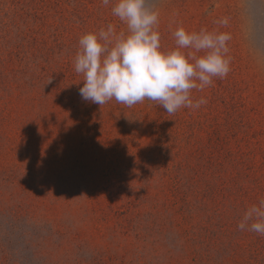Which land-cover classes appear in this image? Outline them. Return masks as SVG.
I'll return each mask as SVG.
<instances>
[{
    "label": "rangeland",
    "instance_id": "374dc122",
    "mask_svg": "<svg viewBox=\"0 0 264 264\" xmlns=\"http://www.w3.org/2000/svg\"><path fill=\"white\" fill-rule=\"evenodd\" d=\"M48 1L60 5L57 14H49L46 31L47 50L53 56L60 43L61 46L69 45L72 38L79 43L84 34L98 32L108 24H113L117 32L127 31L126 25L112 15V4L104 6L101 0H78L79 9L74 15V0ZM146 6L159 11V32L164 51L175 47L171 33L179 26L188 31L198 32L206 28L231 34L228 41L231 71L223 79L214 78L213 85L202 92L193 90V97H204L207 104L196 110L181 108L174 114V121L183 130L191 118L195 133L201 127L213 131L216 124L226 128L227 114L235 105L236 111L242 115V126L247 124L244 131L249 134L244 139L246 141L241 142L243 137L240 142L231 141L230 148L238 145L245 166L253 162L259 168L264 164V0H147ZM223 18L228 19L226 26L217 23ZM61 53L64 54L59 52V56ZM57 66L51 65L50 69ZM81 78L83 82L82 74ZM84 101L79 100L75 109L80 113L79 122L86 123V112L95 108L101 116L94 117V122L106 121L108 125L104 127L107 130L98 123V131L89 133V136H84L77 128L56 135V131L48 126L37 125L38 110L21 112V106L6 109L0 105V119L1 115L7 117V122L0 124V264H76L79 259L89 264L96 263L95 260L107 262L115 258L113 256L123 258L128 264L132 261L133 264H148L154 257L160 258L155 263L168 262V247L161 245L160 241L156 250L148 248L152 246L149 243L161 238L148 240V251H143L147 255L138 261L133 256L122 255L128 252L130 243L137 240L115 232L124 226L117 212L134 206L137 198L142 196V175L133 170L128 172V169L135 164L145 165L144 161L125 151L128 138L135 134L133 129H127L122 120H115L132 111L157 112L159 105L146 99L125 111L126 106L114 99L102 108L92 102L93 107H85ZM106 113H111L112 119L105 120ZM163 113L168 114L164 109ZM47 115L51 118V112ZM40 129L42 131L36 132L40 133L38 138L35 130ZM144 131L145 126L138 125L137 137ZM140 151L147 152L145 143ZM192 151L197 157H210V151L201 153L196 146ZM213 157L216 159L218 155ZM121 174L124 176L120 177ZM246 175L258 180V184H242V190L254 200L245 203L240 216L248 207L264 199V168L260 167L257 174L252 171ZM119 186L129 188V193H112ZM147 194L155 195V191L150 189ZM231 200L228 199L227 205H231ZM153 209L139 204L135 209L131 208L133 214L142 216L140 219L149 213H156L159 217L160 212L165 213L158 207ZM180 209L178 204L171 209L174 214L166 212L164 216H178L175 214ZM150 223L160 225V220H151ZM55 230L76 231L82 235L79 243L90 242L92 250L85 247L78 252L71 239L75 233H71L70 242H66ZM244 240L245 237L241 240L242 245H246ZM144 245L140 244L141 247ZM262 246L254 248L253 264H264ZM95 248L96 252L93 251ZM244 257H248V253Z\"/></svg>",
    "mask_w": 264,
    "mask_h": 264
},
{
    "label": "trees",
    "instance_id": "16d2710c",
    "mask_svg": "<svg viewBox=\"0 0 264 264\" xmlns=\"http://www.w3.org/2000/svg\"><path fill=\"white\" fill-rule=\"evenodd\" d=\"M73 4L74 15H77L80 3L74 0ZM59 7L58 2L51 4L48 0H0V105L6 109L14 105L21 106V112L38 110L37 125L48 126L56 131V135L57 132L77 128L81 134L89 136V133L98 131V123L102 127L108 123L102 119L94 122V117L101 116L95 108L86 112L88 120L82 124L78 119L80 113L75 112L78 101L82 99L79 89L83 87L81 74L74 70L79 43L72 38L69 45L59 44L57 56L48 53V18L51 12L57 14ZM65 24L68 27L69 24ZM62 51L64 54L59 56ZM54 64L59 66L50 69ZM83 104L85 107H93L91 101H84ZM98 106L102 108L105 104ZM49 112L51 118H48ZM227 116L226 128L223 125L221 130L216 124L213 131L201 127L198 133L194 131L191 118L185 128L180 130L174 121L175 115L163 113L161 106L157 112L132 111L116 118V122L122 120V124L135 133L128 138L125 151L145 162V165L135 164L128 169V172L133 170L142 175L141 198H137L134 206L117 212L124 226L121 225V231L115 232L137 240L130 243L128 252L122 254L124 257L130 255L138 261L144 258L147 252L143 251H148V240L154 237L161 239L149 243L153 246L148 247L152 248L150 251L156 250L159 241L168 247L170 257L168 262L162 264H253L254 248L263 244L264 252V235L257 237V233L241 231L237 227L242 218L239 212L245 209L246 202L254 200L248 197L241 186L245 183L251 186L258 184V180L246 174L252 171L257 174V170L264 168V164L259 168L253 162L245 166L239 156L243 155L239 146L230 148L231 141L240 142L241 137V142L246 141L244 139L249 132L244 131L247 124L242 126V115L236 111L235 105H232ZM6 118L1 115V125L7 122ZM110 119L111 113H106L105 120ZM138 125H144L146 129L139 138L136 135ZM40 131L42 129L35 130V133ZM36 135L40 138V133ZM143 143L147 146L145 153L140 151ZM194 146L201 153L208 154L210 151V157L195 156L192 151ZM214 154L218 158L214 159ZM150 189L155 191V195L147 194ZM115 190L112 193L127 194L130 189L119 186ZM228 199H232L231 205H227ZM137 204L140 207L146 205L150 209L158 207L160 211H165L164 214H174L171 209L178 204L181 209L175 214L178 216L166 217L160 212V217L156 213H149L140 219L142 216L133 214L131 210ZM151 220H160V225L150 223ZM53 228L51 231L54 232ZM55 232L66 242H70L69 235L75 233L71 239L78 252L85 247L92 250L90 242L79 243L82 235L76 231ZM244 237L246 245L241 244ZM93 251L96 252L97 248ZM246 253L248 257H244ZM113 257L107 262L95 260L96 263L89 264H128L123 258ZM151 259L148 264H158L155 261L160 260L158 257ZM76 264L86 262L79 259ZM129 264H133V261Z\"/></svg>",
    "mask_w": 264,
    "mask_h": 264
},
{
    "label": "clouds",
    "instance_id": "9594fccd",
    "mask_svg": "<svg viewBox=\"0 0 264 264\" xmlns=\"http://www.w3.org/2000/svg\"><path fill=\"white\" fill-rule=\"evenodd\" d=\"M101 2L112 4V15L127 31L117 32L108 24L79 39L74 70L84 77L79 89L83 100L102 106L114 99L130 108L147 99L172 115L181 108L196 110L207 104L204 97L195 99L193 90L202 92L214 78L223 79L231 71L230 33L179 26L171 33L175 47L164 51L160 14L146 6L147 0ZM217 23L226 26L228 19ZM237 227L264 235V199L246 209Z\"/></svg>",
    "mask_w": 264,
    "mask_h": 264
}]
</instances>
